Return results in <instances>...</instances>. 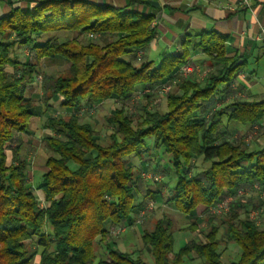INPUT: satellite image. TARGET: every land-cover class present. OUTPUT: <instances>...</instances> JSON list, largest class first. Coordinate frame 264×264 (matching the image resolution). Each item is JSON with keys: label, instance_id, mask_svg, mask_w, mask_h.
<instances>
[{"label": "trees", "instance_id": "1", "mask_svg": "<svg viewBox=\"0 0 264 264\" xmlns=\"http://www.w3.org/2000/svg\"><path fill=\"white\" fill-rule=\"evenodd\" d=\"M26 1L0 16V264H29L37 249V264H149L109 241L102 257L95 254L106 224L126 226L144 208V196L160 197L159 190H148L143 173H134L124 160L129 155L141 158L149 147L170 154L175 183L165 202L182 214H193L197 205L206 210L238 188L253 192L254 183L264 186V141L249 149L242 139L246 134L232 133L256 125L264 136V100H248L237 95L243 93L240 85L230 87L245 63L226 56V34H187L177 54L153 66L143 55L136 60V50L155 37L153 14L102 0ZM62 31L73 36L58 39L55 33ZM191 37L196 39L193 44ZM25 46L34 54L31 60L14 53V47ZM190 49L200 50L220 68L200 79L191 73L176 80L162 95V110L150 104L152 93L132 100L142 88L166 81L191 62ZM41 59L62 60L67 66L48 73L41 70ZM36 76L43 111L57 96L59 106L70 112L45 116L48 134L42 141L51 154L37 186L42 200L19 154L20 134L28 131L33 115L26 87ZM106 100L119 106L105 116L111 131L101 142L92 124L81 121L77 112ZM199 158L205 167L193 164ZM149 161L146 165L158 166ZM141 193V201L135 202ZM255 194L256 201L241 197L229 211L203 217L202 238L186 241L177 252L172 250L171 221H157L141 234L152 264H192L194 259L198 264H264V222L250 218L248 209L251 204L264 211V199ZM220 226L223 241L239 249L236 260L222 259Z\"/></svg>", "mask_w": 264, "mask_h": 264}, {"label": "crops", "instance_id": "2", "mask_svg": "<svg viewBox=\"0 0 264 264\" xmlns=\"http://www.w3.org/2000/svg\"><path fill=\"white\" fill-rule=\"evenodd\" d=\"M115 6H128V8L154 15L153 25L156 29L155 37L143 47V58L157 65L162 57L175 55L179 52L182 40L187 34H197L201 31L215 30L227 35L225 42L226 56H237L245 65L236 74L233 80L243 88L244 97L248 100H264V36L259 30V23L264 22V0H102ZM26 0H0V16L6 14L11 6H25ZM69 32V31H62ZM59 32L55 33L57 36ZM71 33V32H70ZM72 37V36H71ZM68 37V38H71ZM196 39L191 37L193 44ZM190 60L197 64L199 69L208 72L220 65L208 59L200 50L190 49ZM49 62L57 60H46ZM206 66V69L202 66ZM45 66V65H44ZM8 71L12 69L7 68ZM176 82L172 84L175 87ZM26 95L32 100L38 97V105H41L39 83L34 82L26 87ZM37 95L36 97L30 96ZM163 95V94H162ZM229 98H226L228 100ZM43 107V106H42ZM33 116V115H32ZM43 116V118H41ZM32 118V117H31ZM30 118V119H31ZM43 110L35 118L29 121V129L20 134L21 146L34 145L36 157L34 164L28 169L30 185L34 193L42 200L40 190L37 189L41 175L47 170L45 164L48 156H42L40 145L42 139L48 134L43 128L45 121ZM39 121V125L36 124ZM264 125V119L262 120ZM241 129V128H240ZM233 130L234 136L241 130ZM243 131H246L245 129ZM241 131L240 135L243 134ZM245 133V132H244ZM245 140V139H244ZM264 141L257 139L254 143H248V147L254 149L262 146ZM250 144H252L250 146ZM20 154V151H19ZM8 155V154H7ZM40 174V175H39ZM38 183V184H37ZM149 185H147L148 187ZM156 190V188H148Z\"/></svg>", "mask_w": 264, "mask_h": 264}, {"label": "rangeland", "instance_id": "3", "mask_svg": "<svg viewBox=\"0 0 264 264\" xmlns=\"http://www.w3.org/2000/svg\"><path fill=\"white\" fill-rule=\"evenodd\" d=\"M57 36H58L57 37L58 39H66L68 37L73 36V33L59 32ZM13 50H14V53L17 54V57L21 60L27 59V58L31 60L32 56L34 55L27 46L22 47L21 49L14 47ZM124 58L126 60L131 59L130 56H124ZM40 65L42 67L41 70L48 72V73L49 72H61L67 66L64 62H62V60L49 62V61H46V59H41ZM202 67L206 69L205 65ZM201 71L203 72L206 70L200 69V72H194L193 76L200 79ZM38 77L39 76H36V80ZM149 93H152V97L149 100L150 104L161 110L164 109L165 108V98L162 96V94L158 92L157 90H153ZM30 96L36 97L37 95L31 94ZM31 101L33 102L32 118H35V115L37 116L39 113H41V111L44 110V107L38 105V97L36 100L32 99ZM117 106H119V103H116L113 100H106V101H102L99 104H97L94 112H92L91 114L86 111L80 115L81 121H86L92 124L94 129L97 131L101 142L106 141L107 136L109 135L111 131V127L105 124V116L109 115L112 109H114ZM127 106L129 109L132 108L131 104H127ZM62 110L64 109L59 106V97L56 96L49 101V106L46 107L43 113H44V116H47V114L51 112L62 111ZM41 118H43V116ZM31 119H30V122H31ZM40 123L38 121L36 124L39 125ZM240 130L243 131L244 129H240ZM250 130H253V129H250ZM250 130L243 131V134H246L244 137L242 136L243 140L245 139V141L248 143H254L257 141V139L263 140L261 128H256L254 130V133H251ZM241 131L239 132L241 133ZM148 141L149 140H147V142ZM251 145L252 144H250V146ZM40 147L42 151L44 150L43 151L44 154L42 155L43 157L45 155L48 156L51 154V152L47 150V147L43 141ZM7 154H8V160H9V158L11 157V154L9 151L7 152ZM20 156L24 157L25 160L27 161L28 163L27 169L31 168V165L34 164L35 162L34 160L36 157L34 145H29V148L27 146L26 147L21 146ZM124 160L127 163L129 162L132 165L134 173H137L138 171L140 173L141 172L143 173V176H141V178L143 181L146 182L147 185H149L147 188H156V190H159L162 196L160 195V197L153 198V199H150L144 196V208L141 210L143 211V214L139 215L140 213H137V214L132 215L133 221L127 224L126 226H124L122 231L118 233H111L109 232V229H110L109 227L111 225L106 224L107 232H106L103 242H100L97 245L95 244V248H96L95 254L97 255V257L99 256L102 257L105 254V243L109 241L111 243H114L115 246H117L119 250L123 252H133L134 251L136 252V254L141 256V258L145 262L152 264L153 263L152 256L148 248L143 245L141 241V234L145 230L147 231L152 230L157 221L164 222L167 219H169L172 224L171 225L172 236H173L172 250L174 252H177L186 241L192 238H202V235L200 232L203 228H205V223L201 221V219H203V217L205 218L209 216V214L206 213V210L202 205H197L192 212L193 214L185 215V214H182L181 212H177L170 204L165 202V200H167V198L170 197V187H172L175 183V174L173 173V167L170 161V154L164 153L161 149L149 147L148 151L143 153L141 158L135 155H129L126 158H124ZM149 160H151L152 164L154 165L156 164L158 166L151 167L149 166V164L146 165L147 162L148 163L150 162ZM193 164H195L197 168L205 167L207 165L205 163H202L200 158L193 160ZM154 168L156 169V171L153 170ZM162 169L164 173L160 172ZM154 177H156L157 179L155 180ZM39 181L40 180H38V182ZM255 193L256 192L254 191L252 192L248 189L245 195L243 196L244 200H248L250 198L253 201H256ZM142 196H143L142 193L138 194L135 198V202L141 201ZM40 204L44 205V201H40ZM248 209H249V215L251 212L256 211V208H253L251 204L248 206ZM258 214L259 215H257V217L254 219L257 220V222L259 221V223L261 224L262 222H264V211L260 209V212H258ZM197 217H198V220H197ZM192 222H194L195 225L191 226ZM223 227L222 226L219 227V231L217 234V237L220 240L219 250L221 251L222 259L224 261L236 260L239 249L233 243L226 244L223 241L224 239ZM28 244L31 246L32 251H33L35 247L34 242L30 241L28 242ZM50 249L52 250V247H50ZM38 252H39V249H37L36 252L32 253L33 256L29 264L38 263L39 258H40V254ZM198 262L199 260L194 259L192 261V264H198Z\"/></svg>", "mask_w": 264, "mask_h": 264}, {"label": "built area", "instance_id": "4", "mask_svg": "<svg viewBox=\"0 0 264 264\" xmlns=\"http://www.w3.org/2000/svg\"><path fill=\"white\" fill-rule=\"evenodd\" d=\"M242 4L246 3V0H242L241 1ZM259 30L261 32V34L264 36V22L263 23H259ZM28 54V53H27ZM143 55V49L139 48L136 50V60H139L141 58V56ZM194 72H200V69L197 65L193 64L192 62H187L185 64H183L182 66L179 67V69L172 75L171 78L167 79L166 81L157 84L155 86H153L152 88H142L139 92H137L133 97L132 100H137L139 99L142 95L149 93L153 90H157L158 92H160L161 94H166L167 92H169L171 90L172 84L178 80V79H182V78H186L187 76H189L191 73ZM206 71H201V78L205 75ZM239 77H243L244 73L243 72H239L238 73ZM37 81L39 83L40 81V76L37 78ZM238 86L237 81L233 80L230 84L231 88H236ZM237 95H243L241 92H238ZM134 100V101H135ZM96 108V104H92V105H83L79 111L77 112L78 115H81L84 112H88V113H92L94 112ZM70 113L68 110H62V111H55L53 112L54 115H64V114H68ZM257 128L256 125L252 126L253 130H250L251 133H254V130ZM154 179L156 180L157 178L154 177ZM252 189L254 190V192H256L259 196V198L264 199V186L262 187L260 184H258L257 182L253 184ZM248 189L246 188H238L236 190L235 193L229 194L227 196H224L223 198H221L220 200H218L215 204L209 205L206 209V213L207 214H214V215H218V214H222L225 213L227 211H229L230 207L233 205L234 202L238 201L241 197H243L245 195V193L247 192ZM259 210L256 209V211H253L250 213V218H256L258 214ZM139 215L143 214V211L140 210ZM255 216V217H254ZM109 232L111 233H118L120 231L123 230L124 225H112L109 227Z\"/></svg>", "mask_w": 264, "mask_h": 264}]
</instances>
